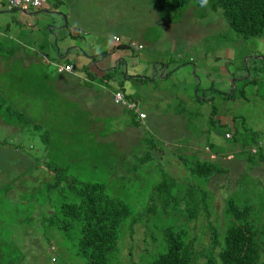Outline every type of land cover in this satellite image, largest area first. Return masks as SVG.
Instances as JSON below:
<instances>
[{"label": "rangeland", "instance_id": "rangeland-1", "mask_svg": "<svg viewBox=\"0 0 264 264\" xmlns=\"http://www.w3.org/2000/svg\"><path fill=\"white\" fill-rule=\"evenodd\" d=\"M122 3L132 25L135 21L150 22L151 16L142 14L146 9L144 4L141 3L142 7L137 1L128 0ZM184 7L159 10L162 30L157 22L147 30L146 38L157 37V44L166 51L172 38L186 39L196 45L192 55L203 47L205 52L218 44L227 47L228 73L246 79L236 83L234 98L218 95L211 105L200 106L205 112L195 118L197 122L192 133L201 135L203 130L209 129L221 137L223 143H217L216 138L211 148L213 152L233 148L240 133L249 130L250 111L261 102L260 96L264 94V37L244 39L228 28L220 11L197 7L190 14L186 13L189 8L184 10ZM131 30L135 31L134 27ZM129 51L137 55L144 52L133 47ZM47 65L53 70L50 62L47 61ZM46 68L44 65L33 66L32 93L26 91V82L21 79L13 82V85L17 84L13 96L10 95V82L0 86V103L9 108L3 117L9 126L0 124V151L24 155L20 160L0 159V183L4 182L3 191H0V264H91L77 252L78 231L65 233L50 226L46 220L58 204L81 200L75 191L65 187V180L56 181L61 176L101 183L108 196L121 200L129 208V217L120 224L117 249L109 264H150L165 249L164 231L167 228L184 229L187 242L193 243L199 262H203L213 231L223 234L230 224V215L226 213L230 198L240 207L250 205V218L264 228L263 187H247L249 177L244 175L236 180L235 174L226 184L223 177H217L220 171L207 184V179L186 170L197 153L192 154L186 148L174 149L167 145V140H161L154 132L142 127L138 131L163 150L164 158L140 162L137 158L139 142L126 127L132 120L131 113L116 117L80 111L72 100L76 91L78 94L80 84L75 87L70 82L59 84L57 75L44 74ZM191 73L194 76L193 70ZM213 75L216 77L217 72ZM179 79L178 75L175 81ZM254 90L258 92L252 97ZM241 93L245 97L243 100H239ZM177 98H172L170 105L165 106L169 113L177 108V101H184ZM190 105L187 102L181 105L187 117ZM212 108L217 112L209 121L206 110ZM17 112L21 113L18 120ZM245 113L246 122L242 123L240 115ZM6 114L12 118L6 119ZM220 114L237 116L234 127L238 135L224 137L232 128L223 122ZM184 139L185 136L180 140ZM178 158L182 167L177 169L174 161ZM57 168L62 171H56ZM245 173L249 174V171ZM215 180L218 181L214 183ZM162 181L165 186L158 189L157 185ZM203 206L205 208H201ZM193 211L196 215L189 216ZM217 251L218 247L214 253ZM261 261L264 262V252Z\"/></svg>", "mask_w": 264, "mask_h": 264}, {"label": "crops", "instance_id": "crops-1", "mask_svg": "<svg viewBox=\"0 0 264 264\" xmlns=\"http://www.w3.org/2000/svg\"><path fill=\"white\" fill-rule=\"evenodd\" d=\"M122 1L50 0L41 8L11 9L0 0V86L10 82V95L13 96L14 87H17L13 82L17 83L21 79L26 82V91L32 93L35 82L33 66H47L44 74L57 75L59 84L70 82L74 87L77 83L80 84L78 94L76 91L75 97H72L80 111L95 116L103 113L116 117L125 112L131 113L132 120L126 127L135 135L134 140L139 142L137 158L140 162L164 158L163 150L138 131L142 127L154 132L161 140H167V145L174 149L186 148L192 154L197 153L190 162H218L220 175L217 177H223L226 184L227 179L234 174L236 180L246 175L249 177L247 187H263L264 191V94L260 96L261 102L250 111L249 130L240 133L233 148L213 152L211 148L216 138L219 140L217 143H223L221 137L209 129L203 130L201 135L192 132L197 122L195 118L199 113L205 112L200 106L211 105L218 95L222 98H234L231 95L236 87L233 88L232 79L241 77L228 73L227 47L218 44L210 52H205L203 47L199 53L192 55L196 49L194 43L172 38L166 51L165 47L161 48L157 44V37L146 38L147 30L157 22L161 24V27L158 26L161 30L163 27L159 13L162 9L156 7L155 0H128L137 1L142 7L144 4L146 9H143V16H151L148 24L135 21L134 25L131 20H127L128 10ZM184 10L191 14L195 8L185 6ZM164 26L170 28L167 24ZM132 27L135 31L131 30ZM113 36L119 38V41L116 42ZM131 42L142 45V48H133L144 50V54L130 52ZM116 46L121 48L116 49ZM47 61L53 66V70L49 69ZM53 64L70 65L73 73H59ZM213 72H217L216 77ZM197 73L198 77L195 76ZM178 75L180 79L175 81ZM82 83L86 84L81 86ZM115 91H122L127 98L135 101L146 117L140 120L136 113L115 103L112 98ZM257 92L258 90H254L251 96L254 97ZM174 97L184 101H177V108L169 113L165 106L170 105ZM243 99L245 97L242 94L239 100ZM186 102L191 104L188 117L181 107ZM8 109L0 103V124L6 126L9 123L3 117ZM206 112L210 121L215 118L217 111L212 108ZM20 115L17 112V120ZM246 115L247 113L240 115L242 123ZM10 118L12 117L6 114V119ZM220 118L232 128L225 132V138L238 135V130L234 127L236 115L220 114ZM227 134L230 136L227 137ZM183 136L186 139L181 141ZM201 139L203 141L197 143ZM248 142L250 146L246 148L248 152H245L244 146ZM45 155L46 153L43 156ZM23 157L18 152L0 151V159L4 161L20 160ZM177 160L174 163L178 169L182 165L181 159ZM245 171H249V174ZM216 181L218 180L214 183ZM3 186L4 182H1L0 191H3Z\"/></svg>", "mask_w": 264, "mask_h": 264}, {"label": "trees", "instance_id": "trees-1", "mask_svg": "<svg viewBox=\"0 0 264 264\" xmlns=\"http://www.w3.org/2000/svg\"><path fill=\"white\" fill-rule=\"evenodd\" d=\"M155 2L156 7L161 9L189 6L195 9L202 7L211 12L220 11L228 28L242 38L264 37V0H206V2L155 0ZM231 97H234V92ZM37 126L38 124H35V127ZM249 146V142L245 144V152H248L246 148ZM57 151L59 153L58 149ZM186 168L192 174L207 179V183H211V178L220 171L219 164L214 161L197 160L189 162ZM60 170L61 168L56 169ZM60 180H65V187L75 191L81 200L79 203L58 204L46 217L47 222L65 233L78 231L77 252L91 264H109L117 249L120 224L129 217V208L121 200L108 196L101 183L82 182L66 176H61L56 181L59 183ZM172 180L175 182L173 178ZM164 186L162 181L157 188ZM197 212L193 211L189 216H194ZM226 213L230 215V224L223 230L222 235H218L216 230L213 231L203 262H199L193 243L187 242L184 229L175 231L167 228L164 231L165 249L150 264H264L261 261L264 252V228L261 229L258 223L250 218L251 206L240 207L230 198L226 204ZM217 247L218 251L214 253Z\"/></svg>", "mask_w": 264, "mask_h": 264}, {"label": "built area", "instance_id": "built-area-1", "mask_svg": "<svg viewBox=\"0 0 264 264\" xmlns=\"http://www.w3.org/2000/svg\"><path fill=\"white\" fill-rule=\"evenodd\" d=\"M9 8L11 9H28V8H41L50 0H2ZM113 39L118 42L119 38L113 36ZM131 47L142 48V45L136 44L135 42L130 43ZM56 67L58 72H68L73 73V68L70 65L62 64H53ZM113 101L117 104L125 106L126 108L133 110L139 117L140 120H143L146 117V114L138 108V105L132 99H128L122 91H115L112 94ZM227 137L230 135L227 134ZM54 260V258H52Z\"/></svg>", "mask_w": 264, "mask_h": 264}, {"label": "water", "instance_id": "water-1", "mask_svg": "<svg viewBox=\"0 0 264 264\" xmlns=\"http://www.w3.org/2000/svg\"><path fill=\"white\" fill-rule=\"evenodd\" d=\"M115 48H116V49H119V48H121V47L116 46ZM245 79H246V78H233V79H232L233 88H235L237 82L242 81V80H245ZM231 92H232V91H231Z\"/></svg>", "mask_w": 264, "mask_h": 264}, {"label": "clouds", "instance_id": "clouds-1", "mask_svg": "<svg viewBox=\"0 0 264 264\" xmlns=\"http://www.w3.org/2000/svg\"><path fill=\"white\" fill-rule=\"evenodd\" d=\"M202 2H206V0H202Z\"/></svg>", "mask_w": 264, "mask_h": 264}]
</instances>
